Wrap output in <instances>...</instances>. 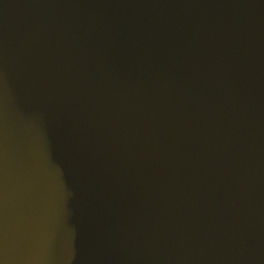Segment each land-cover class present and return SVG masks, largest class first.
Returning <instances> with one entry per match:
<instances>
[{
	"label": "water",
	"instance_id": "obj_1",
	"mask_svg": "<svg viewBox=\"0 0 264 264\" xmlns=\"http://www.w3.org/2000/svg\"><path fill=\"white\" fill-rule=\"evenodd\" d=\"M0 264H264V0H0Z\"/></svg>",
	"mask_w": 264,
	"mask_h": 264
}]
</instances>
